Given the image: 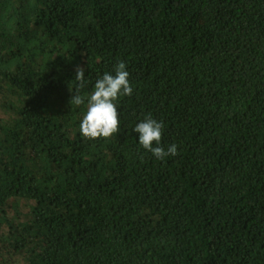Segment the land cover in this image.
I'll return each instance as SVG.
<instances>
[{"label": "trees", "instance_id": "trees-1", "mask_svg": "<svg viewBox=\"0 0 264 264\" xmlns=\"http://www.w3.org/2000/svg\"><path fill=\"white\" fill-rule=\"evenodd\" d=\"M120 61L87 140L76 69ZM0 264H264V0H0Z\"/></svg>", "mask_w": 264, "mask_h": 264}, {"label": "clouds", "instance_id": "clouds-1", "mask_svg": "<svg viewBox=\"0 0 264 264\" xmlns=\"http://www.w3.org/2000/svg\"><path fill=\"white\" fill-rule=\"evenodd\" d=\"M114 73L113 75L106 72L98 78L94 90L85 98L80 94V90L85 87L84 69L80 66L76 69L75 80L77 85L75 90H69L73 93L71 102L75 106L84 105L87 99V111L79 125L80 134L87 140L111 138L119 131L117 101L121 96H131L133 87L129 80L126 64L123 61L114 67ZM163 128V122L152 118L151 114L147 115L134 128L138 134L139 144L143 149L161 161L170 155L178 154V146L175 143L167 147L162 145Z\"/></svg>", "mask_w": 264, "mask_h": 264}]
</instances>
